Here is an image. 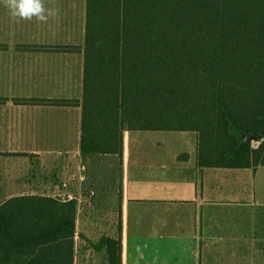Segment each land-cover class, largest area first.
Instances as JSON below:
<instances>
[{"label":"trees","instance_id":"1","mask_svg":"<svg viewBox=\"0 0 264 264\" xmlns=\"http://www.w3.org/2000/svg\"><path fill=\"white\" fill-rule=\"evenodd\" d=\"M72 1L86 2L82 99L36 103L82 108L84 157L121 166L126 132H193L200 175L264 168V0ZM77 215L75 199L1 202L0 264H75ZM119 229L91 243L108 264Z\"/></svg>","mask_w":264,"mask_h":264},{"label":"crops","instance_id":"2","mask_svg":"<svg viewBox=\"0 0 264 264\" xmlns=\"http://www.w3.org/2000/svg\"><path fill=\"white\" fill-rule=\"evenodd\" d=\"M44 107L66 109L67 106L28 104L16 99L0 102V198L4 197L0 203L22 195L51 196L42 193L45 153L52 156L55 170L66 164L70 176L75 177L67 182V190L53 187L51 197L78 201L75 264H108L107 251L96 250L91 243L97 244L105 237L117 238L120 219L122 264H262L252 259L256 228L236 231L232 226L238 218L213 211L220 205L227 209L232 204L213 199L221 192L225 198H230V192L237 191L233 189L235 184L227 183L231 181L229 177L240 176L239 185L243 188L244 180L254 181L261 167L256 170L208 169L200 175L196 133L192 132L195 138L193 135L191 151L152 160L145 158L143 152H132L130 136L133 132H126L121 166L118 156H100L110 161L115 172L120 171V190L110 201H98L99 191L92 188L87 194L83 193V183L77 179L80 160H84L82 108L67 107L79 111V120L71 133L72 141H66L63 156V152L38 151L42 132L38 131L37 124L43 118ZM29 122L35 126L29 127ZM65 193L67 198L61 196ZM255 204L258 205L256 199ZM205 208H208L206 230L201 227ZM250 220L256 226L257 216L256 219L249 216L247 221ZM229 243L237 246L231 249L235 252L233 257L228 253Z\"/></svg>","mask_w":264,"mask_h":264},{"label":"rangeland","instance_id":"3","mask_svg":"<svg viewBox=\"0 0 264 264\" xmlns=\"http://www.w3.org/2000/svg\"><path fill=\"white\" fill-rule=\"evenodd\" d=\"M45 3L58 9V16L50 18L48 22L14 20L8 9L0 4V100L8 98L33 104L44 99H82L84 54L81 49L85 41L86 2L45 0ZM43 112V118L37 124L38 131L42 132L39 134L42 145L38 151L63 152L65 156L66 141H72L71 133L79 120V111L67 107H44ZM30 126L35 125L29 122ZM193 135L192 132H133L130 136L131 150L143 152L147 159H168L172 153L191 151ZM45 154V189L42 193L52 196L53 187L61 186L67 190V182L75 176H70L66 164L62 169L55 170L52 156ZM114 170L110 161L105 158L84 157L77 169V179L83 183V193L87 194L94 188L99 191L98 201H110L117 197L121 173ZM233 178L229 177L231 181L227 183L235 184L233 189L237 191L230 192V198H225L224 192L213 197L214 200L221 199L225 204L232 203L231 206L224 209L220 205L213 211H219V215L222 212L238 218L232 226L236 231L256 228L252 259L264 264V206H259L260 203L264 205V168H260L254 181L245 179L243 188L239 185L241 177ZM66 194L61 196L67 198ZM3 199L1 197L0 201ZM255 199L258 205L255 204ZM206 210L208 208L204 209V219L201 222V227L205 230L208 227ZM249 216L252 219L257 216L256 226L253 220L247 221ZM96 220L99 221L98 218ZM227 246L230 249L228 253L233 257L235 252L231 249L237 248L236 244L229 243Z\"/></svg>","mask_w":264,"mask_h":264},{"label":"clouds","instance_id":"4","mask_svg":"<svg viewBox=\"0 0 264 264\" xmlns=\"http://www.w3.org/2000/svg\"><path fill=\"white\" fill-rule=\"evenodd\" d=\"M0 4L8 9L14 20L48 22L58 16V9L50 3L46 5L45 0H0Z\"/></svg>","mask_w":264,"mask_h":264},{"label":"water","instance_id":"5","mask_svg":"<svg viewBox=\"0 0 264 264\" xmlns=\"http://www.w3.org/2000/svg\"><path fill=\"white\" fill-rule=\"evenodd\" d=\"M244 139H245V141H251V140L254 141V140H256V138L253 137V136H244ZM260 142H264V138L261 139Z\"/></svg>","mask_w":264,"mask_h":264},{"label":"built area","instance_id":"6","mask_svg":"<svg viewBox=\"0 0 264 264\" xmlns=\"http://www.w3.org/2000/svg\"><path fill=\"white\" fill-rule=\"evenodd\" d=\"M95 193L94 192H92V195H94Z\"/></svg>","mask_w":264,"mask_h":264}]
</instances>
